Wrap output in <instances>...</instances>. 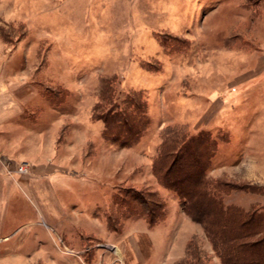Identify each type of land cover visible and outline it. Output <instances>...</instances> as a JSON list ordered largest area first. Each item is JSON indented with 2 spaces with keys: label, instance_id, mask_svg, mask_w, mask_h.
Masks as SVG:
<instances>
[{
  "label": "rangeland",
  "instance_id": "1",
  "mask_svg": "<svg viewBox=\"0 0 264 264\" xmlns=\"http://www.w3.org/2000/svg\"><path fill=\"white\" fill-rule=\"evenodd\" d=\"M258 15L264 39V0H0V264H224L153 165L251 65ZM235 108L207 178L264 213V116ZM124 111L127 146L101 120Z\"/></svg>",
  "mask_w": 264,
  "mask_h": 264
},
{
  "label": "trees",
  "instance_id": "2",
  "mask_svg": "<svg viewBox=\"0 0 264 264\" xmlns=\"http://www.w3.org/2000/svg\"><path fill=\"white\" fill-rule=\"evenodd\" d=\"M125 115L117 112L101 120L106 137L116 143L124 136L122 145L127 146L138 133L125 128ZM216 149L208 131L167 140L154 161V172L164 187L179 195L184 212L203 227L222 263L264 264V213L224 203L223 196L237 188L223 177L207 178Z\"/></svg>",
  "mask_w": 264,
  "mask_h": 264
},
{
  "label": "crops",
  "instance_id": "3",
  "mask_svg": "<svg viewBox=\"0 0 264 264\" xmlns=\"http://www.w3.org/2000/svg\"><path fill=\"white\" fill-rule=\"evenodd\" d=\"M253 22L254 31L255 24L258 23V27L256 28V30H258V33L253 36L254 46H252L253 48H251L253 50L247 54L246 52H243V55L246 54L245 59H247L246 57L249 56L251 65L247 68L242 67L241 74H238V76L233 80L228 81L226 85L224 84V81L221 80L222 87L220 88L219 95H216L214 99L209 98V96L207 95L208 91H205V93H201L204 100L190 99L189 104L191 105L200 103L205 104L202 114L199 117L195 118L196 121H191L193 123V125L190 127L191 132L197 133V131L202 130L213 132L215 128L218 127V125H215L217 123H220L221 127L227 125L229 128H231L233 122L235 121L234 116L236 115H230L229 110L231 109L232 111H234L236 109L235 107L238 106L240 102L242 103L246 101L250 96H252L256 102V109L261 111L260 113H262L264 116V39L262 38L259 26V24L262 23V18L260 17V15H258L256 20ZM241 44H247V48L251 47L250 43L242 42ZM240 49L245 51L246 47H241ZM240 49L236 50L237 52L234 53L230 52L229 48L227 50V53L223 52V55L227 54V56H232L233 54H236L237 56H239L242 54V51ZM227 74H230L229 71L227 72ZM236 89H238L239 91H233L232 93H230V90ZM4 108V96L3 94H0V113L4 112ZM189 112L192 113L193 109H189ZM182 116L183 115H178L175 119L177 121H180L182 120ZM189 118L191 117L189 116ZM255 150L256 149L254 148V151ZM257 160L260 162L261 158L258 157Z\"/></svg>",
  "mask_w": 264,
  "mask_h": 264
},
{
  "label": "built area",
  "instance_id": "4",
  "mask_svg": "<svg viewBox=\"0 0 264 264\" xmlns=\"http://www.w3.org/2000/svg\"><path fill=\"white\" fill-rule=\"evenodd\" d=\"M25 166L27 167V164H23V165L20 167V170H21V171H24Z\"/></svg>",
  "mask_w": 264,
  "mask_h": 264
}]
</instances>
